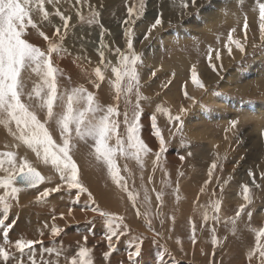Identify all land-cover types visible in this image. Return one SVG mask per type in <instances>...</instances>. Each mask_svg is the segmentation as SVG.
<instances>
[{"label":"rangeland","instance_id":"rangeland-1","mask_svg":"<svg viewBox=\"0 0 264 264\" xmlns=\"http://www.w3.org/2000/svg\"><path fill=\"white\" fill-rule=\"evenodd\" d=\"M61 1L65 2L66 0H59L60 4L62 3ZM123 1L124 0H120L113 5H107V8L119 7ZM150 1L151 0H144L145 8L143 14L139 17L133 15V17L129 18L128 11H126L125 8H121V11L116 14L117 17L114 16V13L112 14L113 16H109V14L98 9H84L83 12H79L84 17L83 21H81L78 15L74 24H72L71 20L69 21L70 27L66 30V34L64 35L66 38L61 45L63 51L53 53L52 60L54 66L60 70L57 74L59 92L63 93L65 89L70 90L74 87L83 85L88 91L93 92L102 104L107 105L109 103H114L112 99L114 93L110 88L109 80L114 79V76L111 73V66H115L117 63H111L109 67L105 69L103 65L108 64L109 61H104V64L102 65L100 63L99 53L103 51L104 55L114 53V55L117 56L115 50L118 47L115 42L112 43V39L113 37L119 39V36H122L121 34H125L124 28L126 29V22L128 24L131 21L130 19L134 20V17H136L134 20V23L137 24L135 28L138 27L141 31L137 35L131 30L133 34L132 40L135 41L137 45L135 51L141 55L147 53L150 60L153 61L150 63L149 67H147L148 65L141 64H138L137 66L141 77V92L149 98L148 100L141 102L143 112L140 120L142 125L140 135L148 146L153 149V152H155L159 150V142L155 136L152 135L153 130L151 128L150 118L155 112L156 105L163 104L165 107L170 108L173 115L178 112L181 104H183L185 108L189 105H193L190 104L191 101L186 100L184 97L185 83L187 84V91L189 95H191V68L187 65H183L182 61H188L190 63L191 60V62H193L192 65L195 64L197 69L202 70L199 71L198 74L202 80H207L208 83L204 84L207 87L208 92L220 91L225 92V95H228L231 98L254 101L264 98V91H262V89L257 88V90H253V85H257L255 81L260 82L264 78V70L261 69L258 71L255 67H252L257 62L256 55L264 57V48L252 47L253 43L257 45L260 44L258 10H254L256 0H243V3H241V0H238L237 4L232 7L225 4L224 7L229 6L230 8L222 9V12L224 13V18L221 17L222 21L220 19L216 21L214 18V20H210L211 22L209 23V26L203 25L205 20L199 17V13L196 11L197 9H195L193 13L186 18L181 16L178 18V21L175 22H170L168 20V22L163 24L162 27L159 26L161 30L156 31L153 29L152 32L149 33L148 29L151 27V24L154 23L157 16L162 15L169 19L170 15L163 11L160 13L159 8L156 9L155 6L154 8L149 7ZM211 2H213L212 5L220 3L219 0H201L200 6L207 7ZM59 3L56 7L59 6ZM139 3L140 0H133L130 6L135 4L138 7ZM244 3H246V5ZM73 6L69 8L66 6L58 8L66 16L72 17ZM46 7L49 12L52 13L49 21H41L38 17L36 19L40 25L48 24V26L42 31H44L51 39L60 43L55 36V28L60 27L61 33H65V29L62 26L63 22L54 14L56 9L51 8L53 5L48 4ZM213 10L214 7L209 8V12H211L212 15ZM94 12L99 13V15L95 17L93 23L89 24L88 21L93 19ZM245 15H247L249 23L248 37L250 48L246 50L245 54L239 56L240 59H237V56L234 55V58L229 57L227 56V50L223 48V42L226 39L227 32L232 27L237 28L236 35L239 37L243 35V20ZM204 16L205 15L203 14L202 17ZM192 18L196 19V24L199 23L198 26L193 25L195 22L188 23V20H191ZM80 28L81 30H78ZM119 28L120 30L116 31ZM178 28H182L184 31L186 30L187 35L188 33H191V35L186 37L181 36L180 34L172 35V31H174V29L178 30ZM28 31L29 35L27 38L29 41L38 47H41L42 50H46L48 46L47 41L38 36L34 29H29ZM115 32H120L118 37L115 35ZM163 33L166 35L167 33H170L168 36V39L170 40L169 42L164 41L162 38ZM149 34H152V37L148 38ZM146 36L147 39H145ZM217 36L221 37L219 44L216 41ZM88 39L89 42L85 43ZM80 40L81 42H79ZM209 45L213 47L215 46L217 49L221 50L223 71L220 72L219 76L212 72V70L208 72L206 71L207 69H210L206 59L207 48ZM237 52L238 51H236V53ZM226 60L229 64L224 63ZM214 62L216 63V61ZM66 64L68 67L65 66ZM70 64L72 67H70ZM157 64H167L170 68L168 70L157 71ZM97 66L101 67L104 71V81H98L95 77L93 70ZM231 70L235 71L233 73L237 76L233 83L226 86L224 80L227 78V74ZM140 71H143L144 73H141ZM152 72H155L156 75L152 76ZM173 73H175L174 76ZM142 74H145V79ZM220 76H223L224 78L221 79ZM243 79H246L250 82L249 84L252 85L247 86L243 91H238L236 84L238 85L240 80ZM95 80L100 84L98 89L94 86L93 81ZM169 81H171V83H169ZM25 82V90L30 91L33 87V83L39 81L35 75H33L31 79H28L26 75ZM165 84H167V87L162 86ZM204 95L205 92L200 91L199 95L195 96L198 103L193 105L192 108L190 106L191 110L188 107V113L182 116V119L184 120L182 134L176 133L174 125L168 122L166 116L160 113L156 114L157 125L161 129L167 142V151L163 154L162 164L156 166L155 170H153V160L155 157L152 154L145 157L143 169L131 159L125 160L123 158H117V164L121 169V175L126 177L129 189H135L140 192V197L137 203L140 206L141 213H143L145 207H147L143 203V189L141 188V185L148 189L151 196L152 203L150 215L148 217L141 215L139 220L134 214L136 210L128 200L127 193L122 192L121 189L112 182L109 176L106 175L108 174L107 168L91 155L92 149L90 145L92 141H88L87 143L74 141L76 147L71 154L80 169V180L88 189L87 192H79L78 189L69 190L67 186L60 181L58 173H56L50 165L42 163V161L36 157L35 153L16 141L3 126H0V138L4 139L3 141H0V145L3 143L6 145L5 147L0 146V152H16L18 158L26 157L31 164L37 168V170L43 172L44 176L51 177L50 181L45 180V182L34 188L22 189L17 194V199L9 198V202L12 206L8 214L10 217L8 216L7 220H9L10 223H13L12 221H16L19 217L30 215L28 219L29 224L34 227L35 230L29 231L35 238H43L46 235L51 234V226L53 224L62 230L60 233L69 231L71 244L73 246L69 250V253H64V258L70 257L78 251L79 247L84 246L80 244V242H84V237H87V241H85L86 244L92 248L101 249V251L95 253L96 257L93 255V259L98 262L95 264H132L128 259V252L135 251V244L137 242L140 243V241L133 240V238L138 236H142L144 239L142 240L141 255L133 258L135 264H258L256 257H253L251 262L247 258L248 251L254 246V235L248 230V225L251 224L252 227L256 228L264 226V218L259 216L261 212H264V179H261L260 176V173L264 172V120L261 121L262 125L260 127L257 126V128L254 127V120L249 119L247 123H240L238 128L234 130L235 134H232L233 132L231 131L232 136L229 135V137L232 138L231 139L228 137V134L225 133V129L229 127L228 122L230 120L239 119L240 111L235 107H230V104L229 107L225 108V113L221 112L223 113L221 116L219 115L220 112H218L216 116L206 118V121L201 123H194L192 119L187 118L189 114L193 115V108L201 106L200 103L205 105L206 109L204 114H206L207 110H213L214 115L216 114L217 111L214 110L215 107L213 104L204 103ZM24 99L25 102L33 105V110L36 111L41 120H43L44 112L35 107L36 101H28L27 97ZM132 102L135 103L134 95L132 97ZM124 107L125 104L122 97L119 105L121 113L123 112ZM55 111H62L59 102H57ZM129 114L131 115V109ZM117 119L120 121L119 132L123 136L125 129L123 115L117 117ZM190 124L192 127H194L195 124L197 129L202 132L206 129L210 130L214 139H217L218 143L222 144L224 151L227 150V152L223 154L221 152L223 149L213 148L207 140L197 141L191 139L190 136L186 134L185 129L187 125L191 127ZM12 127L13 130H15L14 125ZM48 127L56 142L61 143L59 130L55 123H50ZM169 129H171V132ZM226 136L227 139L225 138ZM181 141H183V146ZM222 142L225 145H223ZM224 146H226V148ZM228 150L230 152H228ZM189 153H191V155H189ZM215 153L219 154L217 169L213 173L212 182L205 186L204 181L208 179V168L211 165V162L216 159ZM180 156H184V160H181ZM125 164H127L129 169L127 172L123 170ZM249 169L253 171L257 183L261 185L260 188H256L251 184V178L247 175ZM181 172L183 173L182 176L179 175ZM165 173H167V175ZM0 175H4V173H0ZM149 177H151V182H149ZM229 177H231V179H229ZM225 181L228 182L225 183ZM244 183L249 184L251 187L253 202L246 207L244 212L241 213L240 218L237 220L235 234H233L231 223L226 221H228L229 218L234 217L239 206L245 203L242 199L243 197L240 188V185ZM57 184L62 185L60 191L52 192L49 196L43 199H37L40 196V193L46 188H54ZM177 184H179V193H175L174 191ZM17 187H19V185H17ZM202 187L205 189L203 192L200 191ZM109 188L112 189V192H110L112 195L109 193ZM153 189H155V191H152ZM160 191L164 193L162 205H158V202L155 199L156 192ZM21 192H25L27 198L29 197L37 202L44 201L48 208L54 207L58 214L47 215L44 217V221H41L42 216L34 210H30V204L28 206L30 211L26 210V207L23 204H20L19 196ZM89 193H91V196H89ZM3 194L4 190L0 189V195ZM177 195L180 197L179 200H177ZM80 199L84 200V202ZM215 200L221 201L220 212L218 213L220 217L219 222L211 219L205 222L203 219L205 207L208 210L209 216L216 215V213L209 207L210 202ZM60 202L65 208L61 212ZM74 202L78 204V207H75L76 205H74ZM26 203L27 202L25 201L24 204ZM96 207H99L103 211L113 212L122 216L129 214L128 220L125 218L124 222L126 224L128 223V228L131 231L128 234L131 233V239L125 242V235L121 237L119 241H116V239L113 238L114 250H110L106 239L107 233L104 218L98 213L92 211V209ZM70 209L72 215H66ZM2 211V207H0V214ZM248 211L252 212L251 221H249L247 216ZM80 213L83 214L82 219L77 218V215ZM61 214H63L64 219L61 218ZM0 216H2V214ZM31 216L36 217V220H32ZM14 217L15 219H13ZM53 217H55V220H53ZM146 219L151 220V229H149ZM190 221L196 226L195 243H193L191 239L192 228ZM10 223L6 222V224ZM45 225H47V227ZM212 228H215V235L218 240L215 247H213L211 243ZM19 230L25 232L27 229L21 227ZM41 232L43 233L42 236L40 235ZM52 236L53 235H51L47 241L45 240L43 245L35 246L37 260L42 257L45 261L47 254L43 253V249L50 248L49 244H51L52 241H56L59 235ZM177 239H179L180 243H177ZM66 242L70 241H63V244ZM164 249H167V252L161 256L160 253ZM105 252H110L109 259L107 260L103 257V253ZM99 258L102 259V261ZM23 264H26V261H24Z\"/></svg>","mask_w":264,"mask_h":264},{"label":"snow or ice","instance_id":"snow-or-ice-1","mask_svg":"<svg viewBox=\"0 0 264 264\" xmlns=\"http://www.w3.org/2000/svg\"><path fill=\"white\" fill-rule=\"evenodd\" d=\"M77 2H81V0H77ZM58 3L59 0H0V126H3L16 141L35 153L36 157L42 163L50 165L58 173L60 181L69 190L78 189L79 192H87L88 189L80 180V169L71 154L76 147L74 141H82L85 143L92 141L90 145L92 149L91 155L107 168L108 176L112 182L122 192L127 193L128 200L136 210V215L148 217L151 212L152 203L148 189L141 185L143 189V203L147 206L144 212L141 213L140 206L137 203L140 192L135 189H129L126 177L121 175L117 158L119 157L125 160L131 159L143 169L145 157L152 154L155 157L153 160V170H155L156 166L162 164L163 154L167 151V142L161 129L157 125L156 114L160 113L166 116L168 122L174 125L176 133L182 134L184 128L182 116L187 113L188 109L181 104L178 112L173 115L170 108L165 107L163 104L156 105L155 112L151 115L150 119L153 130L152 135L159 142V150L153 152V149L148 146L140 135L142 128L140 120L143 112L141 102L149 98L141 92V77L137 66L143 63V58L134 49L133 34L130 28L125 30L127 51H122L120 48H117L115 50L118 56L117 64L111 66V73L114 79L109 80V85L114 93L112 97L114 103L102 104L96 98L95 94L88 91L83 85L70 90L65 89L63 93L59 92L57 74L60 70L54 66L52 55L53 53L63 51L61 45L66 30L70 27L69 21L71 17L66 16L56 7ZM241 3H243V0H241ZM48 4L53 5L56 9L54 14L63 22L64 34L61 33L60 27L55 28V36L60 43L46 35L41 30V25L36 19L38 17L41 21H49L52 13L46 7ZM196 4L197 0H181V7L184 9L189 8L190 5L195 7ZM144 8V0H140L138 7L135 4L129 6V18L133 17V15L139 17L143 14ZM254 10H258L260 44L253 43L252 47L264 48V0H256ZM98 15L99 13L94 12L93 19H90L88 23H93L95 17ZM78 16L83 21V15L78 13ZM132 22L134 23L135 21ZM163 23L162 18L157 16L154 23L148 29L149 33L158 26H162ZM29 29H34L38 36L47 41L48 46L46 50H42L41 47L29 41L27 38ZM248 30L249 23L247 15H245L242 37L236 35V27H232L227 32L226 39L223 42V48L227 50L229 57H233V47L241 54H245L248 45ZM216 41L219 44L221 37L217 36ZM99 55L100 63L104 64V52L101 51ZM206 59L208 61V67L219 76L220 72L223 71V64L220 63L218 66L214 61H221V50L209 45ZM110 64L111 62L104 64L105 69ZM93 71L98 81H104L105 75L101 67L97 66ZM190 73L192 85L197 90L205 93L208 92L207 87L198 74L195 64L192 65ZM26 75L28 79H31L35 75L39 81L33 83L30 91L25 90ZM155 75L156 73L152 72V76ZM174 75L175 73H173ZM220 78L223 79L224 77L220 76ZM93 83L97 89L100 87V84L96 81H93ZM162 86L167 87V84ZM133 95L135 96V103L132 102ZM212 95L220 96L222 94L214 91ZM25 97H27L28 101H36L35 107L44 112L43 120L33 110V105L25 102ZM122 97L125 107L121 113L119 105ZM184 97L186 100L191 101L193 105L198 103L195 96L189 95L186 83ZM57 102L62 107V111L60 112L55 111ZM201 107H205V105L201 104ZM130 109L131 115L129 114ZM121 115H123V124L125 126L123 136L119 132L120 121L117 119ZM52 122L55 123L59 130L61 143L56 142L49 130L48 125ZM228 123L229 127L225 129V132L232 131L235 134L234 130L238 128L240 120L237 118L230 120ZM13 125L15 130H13ZM169 131L171 132V129ZM225 138L227 139V136ZM181 144L183 146V141H181ZM215 155L216 159L211 162L208 168V179L204 181L205 186L212 182L213 173L217 169L219 154L215 153ZM180 159L184 160V156H180ZM123 170L126 172L129 171L127 164L124 165ZM0 173H4V175H0V189L4 190V194L0 195V207L3 210V219H0V231L3 233V243L0 244V264H8L13 259L12 253L8 250L12 244L9 238V230L12 225H6L5 223L12 206L9 198L17 199V194L22 188H34L45 182V180L50 181L51 177L44 176L26 157L18 158L17 153L13 151L0 152ZM165 174L167 175V173ZM179 175L182 176L183 173L181 172ZM247 175L251 178V184L253 186L256 188L261 187L257 183L251 169L248 170ZM260 176L261 179H264V172H261ZM149 182H151V177H149ZM227 182L225 181V183ZM17 185L20 186L17 187ZM61 186V184H57L54 188H46L40 193L37 199H43L52 192L60 191ZM240 188L245 203L239 206L234 217L226 221L231 223L233 234H235L237 220L240 218L241 213L253 202L249 184H241ZM204 190V187L200 189L201 192ZM152 191H155V189ZM174 191L175 193H179V184H177ZM89 196H91V193H89ZM163 196L164 193L162 191L156 192L155 199L158 205L163 204ZM179 199L180 197L177 195V200ZM220 205V200L210 202L209 207L216 213V215L212 216H209L207 208H204L203 219L205 222L209 219L219 222L220 217L218 213L220 212ZM92 211L104 218L108 247L110 250H114L113 238L119 241L128 231V225L124 222V216L103 211L99 207L93 208ZM68 215H72L71 209ZM247 216L249 221H251L252 212L248 211ZM61 218H63V214H61ZM53 220H55V217H53ZM146 223L149 229H151V220L146 219ZM190 224L192 228L191 239L195 243L196 226L191 221ZM45 226L47 227V225ZM248 230L254 235V246L248 251L247 258L251 262L253 257H256L258 264H264V226L256 228L249 224ZM61 231L55 224L51 226V234L53 236H58ZM211 232V243L215 247L218 243L215 228H212ZM40 235L42 236L43 233L41 232ZM134 239L140 241V243L135 244V251L128 252V259L132 264H135L133 258L141 255L142 240L144 237L138 236ZM84 240L87 241V237H84ZM177 243H180L179 239H177ZM37 244L43 245V241L24 238L17 239L14 245L20 254L16 258L17 264H23L21 257L24 256L26 251L28 253V264H37V255L35 253V245ZM92 251L88 247L81 246L70 257H65V264H95ZM53 252L59 258L62 253V248L43 249V253L45 254H52ZM166 252L167 249H164L160 255L163 256ZM109 256L110 252L103 253L105 260L109 259ZM39 264H52V261H44L41 257Z\"/></svg>","mask_w":264,"mask_h":264},{"label":"bare ground","instance_id":"bare-ground-1","mask_svg":"<svg viewBox=\"0 0 264 264\" xmlns=\"http://www.w3.org/2000/svg\"><path fill=\"white\" fill-rule=\"evenodd\" d=\"M120 0H81V2H77V0H66L65 2L64 1H61L62 3L60 4L59 3V6H57V7H62V6H66L67 8H69V7H72L74 4V6H73V16L71 17V22H72V24H74L75 22H76V20H77V15H78V13L79 12H83L84 11V9H90V10H95V9H98V10H100V11H104L106 14H109V16H113L112 14L114 13V16H116V14L119 12V11H121V8L122 9H126V11H128V7L131 5V3H132V1L133 0H124L121 4H120V6L118 7H109V8H107V5H113L114 3H118ZM220 1V3L219 4H217V5H212V3L213 2H211L207 7H201L200 6V3H201V0H197V4H196V6L195 7H192L191 5L189 6V8H187V9H185L184 10V8H182L181 7V0H151L150 1V3H149V7H153L154 8V6L156 7V9L157 8H159V11H160V13L163 11V12H165V13H167V14H170L169 15V19L167 18V17H165V16H162V15H159L161 18H162V20L164 21V23L163 24H165V23H167L168 22V20L170 21V22H175V21H178V18L179 17H184V18H186L188 15H190L191 13H193V11L195 10V9H197L196 11L199 13V17H201V18H203L204 20H205V23L203 24V25H208L209 26V23L211 22L210 20H214V18H215V20L217 21L218 19H220L221 20V17H223L224 18V13L222 12V9H224V8H230V7H232V6H234L235 4H237V2H238V0H219ZM225 4H228L229 6H226V7H224V5ZM245 5H246V3H244ZM243 4V5H244ZM202 5V4H201ZM237 6V5H236ZM98 7H101V8H98ZM210 7H214V10L212 11V13H213V15L211 14V12H209V8ZM51 8H54V7H51ZM103 9V10H102ZM158 12V11H157ZM76 13V14H75ZM159 13V14H160ZM205 15L204 17H202V15ZM193 15V14H192ZM191 15V16H192ZM229 15V14H228ZM233 15V14H232ZM102 16V15H101ZM125 16V15H124ZM198 16V15H197ZM196 16V17H197ZM226 16V15H225ZM117 17V16H116ZM120 18V17H119ZM127 19V18H126ZM129 19V18H128ZM136 19V17H134V20ZM131 21L127 24H125V26H126V29H131L133 32H135L137 35L139 34V32L141 31L138 27L137 28H135L136 27V25L137 24H135V23H133L132 21H134V20H132V19H130ZM117 21V20H116ZM222 21V20H221ZM226 21H228V20H226ZM230 21V20H229ZM123 22V21H122ZM190 22H192V23H194L195 22V24H193V25H195V26H198V24H196V19H194V18H192L191 20L189 19L188 20V23H190ZM200 22V21H199ZM213 22V21H212ZM236 22V21H235ZM219 23V22H218ZM140 24V23H139ZM48 26V24L47 25H41V30H43L45 27H47ZM122 26V25H121ZM128 26V27H127ZM211 26V25H210ZM217 26V25H216ZM141 27V26H140ZM160 27H162V26H160ZM203 27V26H202ZM198 28H200V27H198ZM205 28V27H204ZM210 28V27H209ZM125 28H124V30H126ZM171 29V28H170ZM177 29V28H176ZM176 29H174V31H172V35L173 34H177V35H181V36H184V37H186V36H189V35H191V33H188V35H187V31L185 30H182V28L180 29V28H178V30H176ZM196 29V28H195ZM207 29V28H206ZM78 30H81V28L80 29H78ZM118 30H120V28L119 29H117L116 31H118ZM156 31H158V30H161L160 28H159V26L155 29ZM199 30V29H198ZM197 31V30H196ZM207 31V30H206ZM76 32V31H75ZM78 32V31H77ZM201 32V31H200ZM119 33L120 32H115V35L118 37V35H119ZM156 33V32H155ZM170 33H167V35L165 34V33H163V35H162V38L164 39V41H167V42H169L170 40L168 39V36H169V34ZM195 33V32H194ZM197 33V32H196ZM62 34H64V33H62ZM79 34V33H78ZM86 34H88V33H86ZM114 34V33H113ZM201 34V33H200ZM71 35V34H70ZM122 36H119V39H117V38H115V37H113V42L112 43H114L115 42V44L117 45V47L118 48H120L122 51H126L127 50V45H126V37H125V34H121ZM141 35V34H140ZM86 36V35H85ZM243 36V35H242ZM242 36H240V37H242ZM87 37V36H86ZM147 37V36H146ZM150 37H152V34H149L148 35V38H150ZM66 37H64V39H65ZM70 38V37H69ZM80 38V37H79ZM85 38V37H84ZM88 38V37H87ZM156 41H158V40H156ZM79 42H81V40L79 41ZM83 42H85V41H83ZM87 42H89V39L88 40H86V42L85 43H87ZM212 44V43H211ZM221 45V44H220ZM67 46H69V45H67ZM133 46H134V49H136V47H137V45H136V43H135V41H133ZM91 47V46H90ZM221 47V46H220ZM89 48V47H88ZM213 48H217V47H213ZM219 48V47H218ZM222 48V47H221ZM234 48V47H233ZM250 47H249V37H248V45H247V47H246V50L247 49H249ZM82 49V48H81ZM80 49V50H81ZM93 49V48H92ZM95 49V48H94ZM71 50V49H70ZM77 50V49H76ZM79 51V50H78ZM236 51H238V50H236V49H233V55L234 56H237V59H240V55H242L239 51L236 53ZM89 52V51H88ZM83 54V53H82ZM79 56V55H78ZM90 56H92V55H90ZM228 56V55H227ZM94 57V56H93ZM256 57H257V62L254 64V66H252V67H255L256 69H258V71H260L261 69H263L264 70V57H262L261 55L259 56H257L256 55ZM142 58H143V63L141 64V65H148L147 67H149L150 66V63H152L153 61L152 60H150V57H149V55L147 54V53H144L143 55H142ZM89 60V59H88ZM117 60H118V56H115L114 55V53L113 54H105L104 55V61H109V62H111V63H117ZM181 60H183V59H181ZM233 60V59H232ZM75 61V60H74ZM91 61H93V60H91ZM173 62V61H172ZM230 62V61H229ZM65 63V62H64ZM71 63V62H70ZM74 63V62H73ZM72 63V64H73ZM192 63L193 62H191V60H190V63L188 62V61H182V64L183 65H187L188 67H192ZM216 63H217V65H219L220 63H221V61H216ZM224 63L225 64H229L228 63V61L226 60V61H224ZM258 63V64H257ZM68 64V63H67ZM67 64L65 65V66H67ZM93 64V63H92ZM91 64V65H92ZM97 64V63H96ZM74 65V64H73ZM88 65V64H87ZM90 65V64H89ZM103 65V64H102ZM96 66V65H95ZM174 66V65H173ZM68 67V66H67ZM70 67H72V65L70 64ZM103 67H104V65H103ZM170 67H168V65L167 64H161V65H159V64H157L156 65V70L157 71H162V70H168ZM175 68V67H174ZM254 68V69H255ZM66 69H68V68H66ZM145 69V68H144ZM86 70V69H85ZM140 70V69H139ZM74 71V70H73ZM197 71L199 72V71H202V70H199V69H197ZM207 72L208 71H211V69H207L206 70ZM141 72V71H140ZM178 72V71H177ZM233 72H235V71H229L228 72V74H227V78L224 80V83H225V85L226 86H228V84H231V83H233V81H234V79H235V77L237 76V75H234V73ZM141 73H144L143 71L141 72ZM81 75V74H80ZM143 75V78L145 79V74H142ZM77 76V75H76ZM178 76V75H177ZM95 78V77H94ZM217 78V77H216ZM241 79V78H240ZM96 81V80H95ZM241 81H242V83H241ZM203 82L206 84V83H208L207 82V80H203ZM240 83V84H239ZM238 83V85L236 84V86H237V89H238V91H243L247 86H249V85H252V84H249L250 82H248L246 79L244 80H240V82ZM255 83H257V85L256 84H254L253 85V90L255 91V90H257V88L258 89H262V91H264V78L260 81V82H257V81H255ZM231 86V85H230ZM91 87H92V85H91ZM236 88V87H235ZM99 91V90H98ZM199 92H200V90H197L193 85H192V83H191V81H190V93H191V95H193V96H196V95H199ZM214 92V91H213ZM213 92H207V93H205V95L203 96L204 98H203V101H204V103H210V104H213L214 105V107H215V111H217L216 112V114L214 115V112H213V110H207V112H206V114H204V112H205V107H199V106H196L195 108H193V110H192V114L193 115H190L189 114V116L187 117V118H189V119H192V121L195 123V122H199V123H201V122H204V121H206V118H209V117H213V116H216L217 114H218V112H220V116L223 114V113H225V108L226 107H229V104H230V107L232 106V107H235L237 110H239L240 112H239V119H240V123H242V124H244V123H247L248 121H249V119L250 120H254V122H255V125H254V127L255 128H257V126H261L262 125V122L261 121H263L264 120V98H262V99H257V100H254V101H246V100H244V99H240V98H231V97H229L228 95H225V92H220V91H215V92H218V93H221L222 95H220V96H216V95H212V93ZM171 96V95H170ZM174 96H176V95H174ZM174 96H173V98H174ZM234 96V95H233ZM169 97V96H168ZM264 97V96H263ZM170 98V97H169ZM103 101V100H102ZM171 101V100H170ZM112 102V101H111ZM190 104H192V102H190ZM200 104H202V103H200ZM190 106L191 105H189L188 107H189V109L191 110V108H192V106H191V108H190ZM188 107H187V109H188ZM233 109V108H232ZM228 111H230V110H228ZM232 111V110H231ZM221 112H223V113H221ZM187 113H188V111H187ZM207 115V116H206ZM184 116V115H183ZM185 116H187V115H185ZM196 118V119H195ZM195 119V120H194ZM184 121V120H183ZM186 121V120H185ZM189 121V120H188ZM241 124V125H242ZM150 125V124H149ZM191 125V124H190ZM202 125V124H201ZM188 126V127H187ZM186 127H185V129H186V134L187 135H189L190 136V138L191 139H194V140H197V141H203V140H207L208 142H209V144L213 147V148H216V149H223V146H222V144H219L218 143V140L217 139H214V137H213V135H212V132L210 131V130H208V129H206V130H204L203 132L202 131H200V130H198L197 129V127H196V125L194 124V127H192V125H191V127L189 126V125H187ZM204 126V125H203ZM150 127V126H149ZM201 127V126H200ZM206 127V126H205ZM201 128H203V127H201ZM263 128V127H262ZM226 133V132H225ZM226 134H228V137H229V135H231V131L230 132H227ZM233 134V133H232ZM232 136V135H231ZM236 137V136H235ZM151 138V137H150ZM229 138H231V137H229ZM232 139V138H231ZM234 139V138H233ZM4 139L3 138H0V141H3ZM226 141V140H225ZM232 141V140H231ZM196 142V141H195ZM197 143V142H196ZM223 143V142H222ZM229 143V142H228ZM191 144V143H190ZM197 144H199V143H197ZM196 144V145H197ZM223 145H225L224 143H223ZM0 146H3V147H5L6 145H4V143L3 144H1ZM2 147V148H3ZM207 147H209V146H207ZM225 148H226V146H224ZM232 147V146H231ZM15 149H17V148H15ZM209 149V148H208ZM232 149V148H231ZM214 150V149H213ZM210 151V150H209ZM217 151V150H216ZM215 151V152H216ZM235 151V150H234ZM223 154H225L226 152H227V150L226 151H224V149L221 151ZM228 152H230L229 150H228ZM231 153H232V151H231ZM221 155V154H220ZM213 157V156H212ZM29 158V157H28ZM40 161V160H39ZM39 164V163H38ZM100 166V165H99ZM99 170V169H98ZM39 171V170H38ZM101 171V170H100ZM172 171V170H171ZM42 174H43V172L42 171H40ZM104 174V173H103ZM44 175V174H43ZM106 175H108V174H106ZM99 178V177H98ZM104 178V177H103ZM103 181V180H102ZM20 186V185H19ZM22 189H24V188H22ZM26 189H31V188H26ZM110 189V191H109V193L110 192H112V189L111 188H109ZM111 194V193H110ZM27 194L25 193V192H21L20 193V196H19V201H20V204H23L25 207H26V210H28V211H30V210H34L35 212H37V213H39L41 216H42V219H41V221H44V217L45 216H47V215H52V214H55L56 213V215L58 214L57 213V211H55V209H54V207H52V208H48L46 205H45V203H44V201H41V202H37L36 200H32L31 198H27V196H26ZM112 195V194H111ZM72 197V196H71ZM82 198V197H81ZM75 199V198H74ZM243 199V198H242ZM64 200V199H63ZM76 200V199H75ZM81 200V199H80ZM25 201L27 202L26 204H24L25 203ZM65 201V200H64ZM81 201H83L84 202V200H81ZM78 202V201H77ZM75 203V204H74ZM73 204L74 205H76L75 207H78V204L76 203V202H74ZM29 204H30V207H29V209H28V206H29ZM18 207V206H17ZM51 209V210H50ZM57 209V208H56ZM65 208H64V205H62L61 204V202H60V212L61 211H63ZM1 214H2V212H1ZM0 214V215H1ZM17 214V213H16ZM134 214L136 215V211L134 212ZM65 215V214H64ZM66 215H68V214H66ZM83 214H79V215H77V218H79V219H82L83 218V216H82ZM262 215V216H261ZM9 216V215H8ZM59 216V215H58ZM61 216V215H60ZM259 216L261 217V218H264V212H261L260 214H259ZM10 217V216H9ZM15 217H17V216H15ZM15 217L13 218V219H15ZM29 217H30V215L29 216H26V217H19L18 219H16V221H12L13 223H10V221L9 220H7L6 222H9L11 225H12V227L10 228V230H9V238H10V240H11V242H12V244H11V246H9V248H8V250L12 253V256H13V259H11L9 262H8V264H17V257H19L20 256V254H19V252L15 249V241L17 240V239H20V238H24V239H31V240H42L43 241V243H44V241L46 240L47 241V239L52 235V234H48V235H46L45 237H43V238H40V237H38V238H35L34 237V235L33 234H31L30 233V231L29 230H35L34 229V227H32L30 224H29ZM69 217V216H68ZM128 217H129V214H127L126 216H124V218H126L127 220H128ZM136 217H138V220L140 219V217L141 216H137L136 215ZM75 218V217H74ZM77 218H75V219H77ZM0 219H3V215L2 216H0ZM31 219L32 220H36V217H34V216H31ZM64 219V218H63ZM78 219V220H79ZM178 220H180V219H178ZM5 222V223H6ZM68 222V221H67ZM71 222V221H70ZM77 223V222H76ZM75 223V224H76ZM79 223H80V221H79ZM52 224V223H51ZM7 225V224H6ZM127 225H128V223H127ZM51 226V225H50ZM21 227H25L27 230L25 231V232H22V231H20L19 229L21 228ZM133 228V227H132ZM136 230V229H135ZM134 231V230H133ZM129 232H131L130 231V229L128 228V231H127V235H125V242L126 241H128V240H130L131 239V233L130 234H128ZM2 235H3V233H2V231H0V244H2L3 243V240H2ZM53 237V236H52ZM51 240V239H50ZM133 240H134V238H133ZM172 240V239H171ZM52 241V240H51ZM50 241V242H51ZM63 241H70V242H66V243H64L63 244ZM169 241V240H168ZM49 242V243H50ZM48 243V244H49ZM73 243V242H72ZM138 243V242H137ZM51 244H54V245H51ZM51 244H49V246H50V248H54V249H61L62 248V253H61V255H60V257L59 258H57V256L55 255V253L53 252L52 254H47V256H46V259H45V261H48V260H51L52 261V264H65V258H64V253H69V250L72 248V244H71V240H70V233H69V231H67V232H63V233H60L59 234V236L57 237V239H56V241H52L51 242ZM63 244V245H62ZM80 244H82V245H84L85 247H88V248H90V249H92L93 251H92V256L94 255L95 257H96V255H95V253H98L99 251H101V249H96V248H92V247H90L88 244H86L85 243V241L83 242H80ZM38 245H40V244H37V245H35V246H38ZM176 245H178V244H176ZM145 248V247H144ZM147 250V249H146ZM145 250V251H146ZM106 251V250H105ZM21 259L23 260V262L24 261H26V264H28V253H27V251L25 252V254H24V256L23 257H21ZM40 259H41V257L37 260V264H39V261H40ZM100 259V258H99ZM101 261H102V259H100ZM95 261V260H94ZM104 261V260H103ZM95 263H98L97 262V260L95 261ZM163 264V263H162Z\"/></svg>","mask_w":264,"mask_h":264},{"label":"water","instance_id":"water-1","mask_svg":"<svg viewBox=\"0 0 264 264\" xmlns=\"http://www.w3.org/2000/svg\"><path fill=\"white\" fill-rule=\"evenodd\" d=\"M40 185V184H39Z\"/></svg>","mask_w":264,"mask_h":264}]
</instances>
